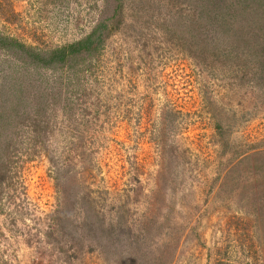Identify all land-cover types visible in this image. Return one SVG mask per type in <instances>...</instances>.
<instances>
[{
	"label": "rangeland",
	"instance_id": "rangeland-1",
	"mask_svg": "<svg viewBox=\"0 0 264 264\" xmlns=\"http://www.w3.org/2000/svg\"><path fill=\"white\" fill-rule=\"evenodd\" d=\"M0 264H264V0H0Z\"/></svg>",
	"mask_w": 264,
	"mask_h": 264
},
{
	"label": "trees",
	"instance_id": "trees-1",
	"mask_svg": "<svg viewBox=\"0 0 264 264\" xmlns=\"http://www.w3.org/2000/svg\"><path fill=\"white\" fill-rule=\"evenodd\" d=\"M95 32V31H94ZM94 32L91 34V35H89L85 40H83L82 42H79V43H77V44H74V45H72L71 47H72V50L74 49V48H76V47H80L82 44L83 45H85V46H87V45H89V44H91V41H92V37L95 35L94 34ZM68 49H70V48H68ZM64 50L63 52H58V51H56V53L57 54H60V58L58 57V56H56L57 58H59L58 60H60V59H63V58H65V57H67L68 58V62L69 61H71L72 62V65H73V62L74 61H76V55L75 54H77V52L76 51H72V50ZM44 63V66H49V64H50V62L49 61H44L43 62ZM52 65V64H51Z\"/></svg>",
	"mask_w": 264,
	"mask_h": 264
}]
</instances>
